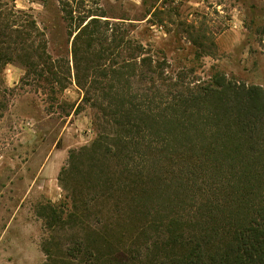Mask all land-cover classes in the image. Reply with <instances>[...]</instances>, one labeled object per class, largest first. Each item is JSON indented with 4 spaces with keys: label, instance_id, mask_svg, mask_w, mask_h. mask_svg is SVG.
Returning a JSON list of instances; mask_svg holds the SVG:
<instances>
[{
    "label": "trees",
    "instance_id": "trees-1",
    "mask_svg": "<svg viewBox=\"0 0 264 264\" xmlns=\"http://www.w3.org/2000/svg\"><path fill=\"white\" fill-rule=\"evenodd\" d=\"M102 17L71 32L97 134L61 172L70 208L42 207L44 264H264V87L219 70L188 81ZM28 59L27 71L58 78L45 48ZM78 161L92 197L65 184ZM100 198L117 209L94 225ZM69 225L73 245L59 243Z\"/></svg>",
    "mask_w": 264,
    "mask_h": 264
},
{
    "label": "rangeland",
    "instance_id": "rangeland-1",
    "mask_svg": "<svg viewBox=\"0 0 264 264\" xmlns=\"http://www.w3.org/2000/svg\"><path fill=\"white\" fill-rule=\"evenodd\" d=\"M89 14L105 15L121 38L183 68L188 81L219 70L264 87V0H0V264L45 263L41 243L50 233L42 207L70 208L61 172L71 151L96 138L95 110L82 102L72 55L71 32ZM42 48L56 79L26 69ZM82 168L78 161L65 184L92 197ZM113 202H94L98 214L91 211L88 222L106 221ZM62 230L57 241L73 245L77 229Z\"/></svg>",
    "mask_w": 264,
    "mask_h": 264
}]
</instances>
